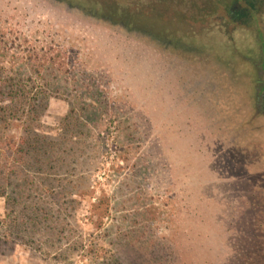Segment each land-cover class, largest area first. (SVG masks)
I'll use <instances>...</instances> for the list:
<instances>
[{
  "label": "rangeland",
  "instance_id": "obj_1",
  "mask_svg": "<svg viewBox=\"0 0 264 264\" xmlns=\"http://www.w3.org/2000/svg\"><path fill=\"white\" fill-rule=\"evenodd\" d=\"M250 1L0 0V264H264Z\"/></svg>",
  "mask_w": 264,
  "mask_h": 264
},
{
  "label": "trees",
  "instance_id": "obj_2",
  "mask_svg": "<svg viewBox=\"0 0 264 264\" xmlns=\"http://www.w3.org/2000/svg\"><path fill=\"white\" fill-rule=\"evenodd\" d=\"M245 1L249 4V6H251L252 8H255L254 7V3H252L250 0H245ZM231 11H233V10L231 9ZM245 12H247V9H244V11L240 10V12L236 11L235 13L233 11V14H234L233 18L238 20V21H240V20H242L244 18L243 14ZM1 111H2L3 114H5V113L8 114L9 112L12 113V114L16 113V109L14 107H10V106L4 107Z\"/></svg>",
  "mask_w": 264,
  "mask_h": 264
},
{
  "label": "flooded vegetation",
  "instance_id": "obj_3",
  "mask_svg": "<svg viewBox=\"0 0 264 264\" xmlns=\"http://www.w3.org/2000/svg\"><path fill=\"white\" fill-rule=\"evenodd\" d=\"M58 1H59V0H58ZM61 1H62V3H63V0H61ZM67 3H68V2H67ZM66 5H67L68 7H70V9H75V10H81V9H82V8H80L79 6H74V5H72L71 3H68V4H66ZM236 9H237V7H234V10H235V11L240 12L239 9H237V10H236ZM110 15H111V14H108L107 17H106V16L92 17V19H98V20L100 19V20H108V21H111L110 19L112 18L114 21H117V22H118V21H121V22H120V24L122 23L121 25H125V24H124V23L126 22L125 19H123V18H121V19H119V18H115V17L110 16ZM110 17H111V18H110ZM135 35H136V34H135ZM148 36H149V37H152V36H154V35L148 34L147 37H148Z\"/></svg>",
  "mask_w": 264,
  "mask_h": 264
}]
</instances>
